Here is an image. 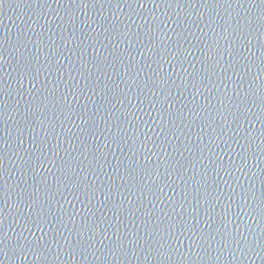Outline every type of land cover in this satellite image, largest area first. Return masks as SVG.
<instances>
[{
	"label": "water",
	"instance_id": "water-1",
	"mask_svg": "<svg viewBox=\"0 0 264 264\" xmlns=\"http://www.w3.org/2000/svg\"><path fill=\"white\" fill-rule=\"evenodd\" d=\"M0 264H264V3L4 0Z\"/></svg>",
	"mask_w": 264,
	"mask_h": 264
},
{
	"label": "snow or ice",
	"instance_id": "snow-or-ice-1",
	"mask_svg": "<svg viewBox=\"0 0 264 264\" xmlns=\"http://www.w3.org/2000/svg\"><path fill=\"white\" fill-rule=\"evenodd\" d=\"M261 2L262 3H264V0H261ZM4 3V0H0V5H2ZM251 22L249 21V24H250ZM121 250H123V247L121 246Z\"/></svg>",
	"mask_w": 264,
	"mask_h": 264
}]
</instances>
